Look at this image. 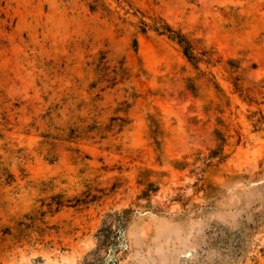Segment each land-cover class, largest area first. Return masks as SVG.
Masks as SVG:
<instances>
[{
    "label": "rangeland",
    "instance_id": "rangeland-1",
    "mask_svg": "<svg viewBox=\"0 0 264 264\" xmlns=\"http://www.w3.org/2000/svg\"><path fill=\"white\" fill-rule=\"evenodd\" d=\"M125 212L115 264H264V0H0V264Z\"/></svg>",
    "mask_w": 264,
    "mask_h": 264
},
{
    "label": "trees",
    "instance_id": "trees-1",
    "mask_svg": "<svg viewBox=\"0 0 264 264\" xmlns=\"http://www.w3.org/2000/svg\"><path fill=\"white\" fill-rule=\"evenodd\" d=\"M167 31L170 34L169 35L170 39H172L173 41H176L182 47V49L184 50L185 56L191 62L196 61L197 59L195 58L194 53H193L194 47L191 44V42L188 41L185 37L173 33L171 29H167ZM128 215H129V212L123 213V215L119 218V221H118V230L111 233V235L109 236L110 240H112L111 241L112 243L110 246L109 257L107 259L106 264H115L117 262L116 255L124 246V233H125V229L127 225L126 222L128 221Z\"/></svg>",
    "mask_w": 264,
    "mask_h": 264
}]
</instances>
